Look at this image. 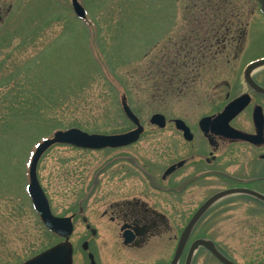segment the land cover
<instances>
[{
    "label": "flooded vegetation",
    "instance_id": "obj_1",
    "mask_svg": "<svg viewBox=\"0 0 264 264\" xmlns=\"http://www.w3.org/2000/svg\"><path fill=\"white\" fill-rule=\"evenodd\" d=\"M214 5L186 15L189 30L168 51L171 70L161 72L150 94L151 104L163 109L144 123L134 112L142 127L134 143L72 146L103 156L86 177L77 210L59 215L71 222L72 264L75 249L86 264H172L181 240L175 264H264V74L258 81L246 73L248 62L220 78L224 51H241L248 27L236 20V8ZM10 6L0 0V22ZM176 97L189 98L181 113L167 109ZM155 114L162 125L151 123ZM124 119L133 128L115 134L137 128ZM90 201L97 210L82 215ZM77 224L82 231L75 241Z\"/></svg>",
    "mask_w": 264,
    "mask_h": 264
},
{
    "label": "rangeland",
    "instance_id": "obj_2",
    "mask_svg": "<svg viewBox=\"0 0 264 264\" xmlns=\"http://www.w3.org/2000/svg\"><path fill=\"white\" fill-rule=\"evenodd\" d=\"M222 1L78 0L87 12L84 22L74 16L71 0H5L11 6L0 22V264H20L58 241L41 224L25 190L35 147L71 126L104 134L130 130L123 96L143 123L162 110L151 104L152 86L164 77L161 72L171 70L168 51L189 30L187 14L224 3L247 24L241 51L223 53L216 71L221 79L264 59L258 0ZM251 72L262 81L264 65ZM236 83L242 84L239 76ZM176 98L167 109L181 113L189 98ZM146 144L138 143L142 149ZM96 155L57 144L41 156L36 175L55 216L77 210L86 177L103 160ZM96 207L84 202L81 213ZM80 231L77 224L75 241ZM237 239L243 243L241 236ZM75 250L74 264H86L82 251Z\"/></svg>",
    "mask_w": 264,
    "mask_h": 264
},
{
    "label": "water",
    "instance_id": "obj_3",
    "mask_svg": "<svg viewBox=\"0 0 264 264\" xmlns=\"http://www.w3.org/2000/svg\"><path fill=\"white\" fill-rule=\"evenodd\" d=\"M71 3L76 16H78L79 18H84L85 11L80 6L78 1L71 0ZM260 3H261V10L262 12H264V0H260ZM262 64H264V60L257 61L251 64L249 68L246 70V73L251 72L253 69L259 67ZM123 109L126 115L128 116V118H130L138 126L136 130L130 133L123 135H116V136H102V135H88L77 129H70L65 132L62 131L56 132L52 139L45 140L36 148V151L32 157L28 171L29 183L27 185V193L31 199L34 210L39 214V217L43 222V224L46 226V228L49 231L55 233L56 235L63 237L65 241L63 243H59L45 250L44 252L38 254L37 256L31 258L30 260L22 264H71L72 263L71 246L68 243V237L72 231L70 219L57 218L53 216L50 212L48 202L36 178V166L40 156L47 148H49L51 145L55 143H66L80 148L100 149L105 147H119L135 142L139 138V135L142 132V128L140 127L136 117L131 113V111L129 110V108L125 103H123ZM158 118L161 117L158 115L153 116L151 123L162 125L160 124V121H157ZM197 217L198 214L195 215L192 222H194ZM181 243L177 248L172 264H175L176 260L179 257L181 251ZM83 248L85 249V246H83ZM223 263L232 264L226 261H224Z\"/></svg>",
    "mask_w": 264,
    "mask_h": 264
},
{
    "label": "bare ground",
    "instance_id": "obj_4",
    "mask_svg": "<svg viewBox=\"0 0 264 264\" xmlns=\"http://www.w3.org/2000/svg\"><path fill=\"white\" fill-rule=\"evenodd\" d=\"M257 70H255L254 72H256Z\"/></svg>",
    "mask_w": 264,
    "mask_h": 264
}]
</instances>
